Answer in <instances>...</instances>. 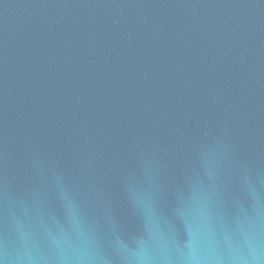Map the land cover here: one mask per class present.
Listing matches in <instances>:
<instances>
[{
    "label": "water",
    "instance_id": "water-1",
    "mask_svg": "<svg viewBox=\"0 0 264 264\" xmlns=\"http://www.w3.org/2000/svg\"><path fill=\"white\" fill-rule=\"evenodd\" d=\"M0 264H264V0H0Z\"/></svg>",
    "mask_w": 264,
    "mask_h": 264
}]
</instances>
